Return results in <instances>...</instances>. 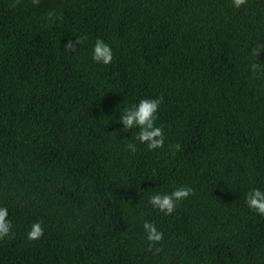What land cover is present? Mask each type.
I'll return each mask as SVG.
<instances>
[{
	"label": "trees",
	"instance_id": "16d2710c",
	"mask_svg": "<svg viewBox=\"0 0 264 264\" xmlns=\"http://www.w3.org/2000/svg\"><path fill=\"white\" fill-rule=\"evenodd\" d=\"M97 39L111 64L93 61ZM259 44L264 0H0V207L15 233L0 264H264V216L246 203L264 190ZM161 95L164 147L149 150L119 118ZM181 186L194 194L172 214L148 203Z\"/></svg>",
	"mask_w": 264,
	"mask_h": 264
},
{
	"label": "clouds",
	"instance_id": "9594fccd",
	"mask_svg": "<svg viewBox=\"0 0 264 264\" xmlns=\"http://www.w3.org/2000/svg\"><path fill=\"white\" fill-rule=\"evenodd\" d=\"M32 3L39 5L40 0H32ZM247 0H233V6L240 8L245 5ZM15 6V4L13 5ZM50 17H54L53 13H49ZM87 39V36H81L75 41L69 40L64 46L66 51H73L76 46ZM264 49V44L256 45L252 48L251 54L257 58L261 50ZM92 59L96 63L104 65L111 64L113 60V52L109 44L105 43L102 39H97L93 48ZM251 69L255 74L258 69L264 72L259 63L251 64ZM163 103V95L157 98H144L138 104L131 105L124 109L120 115V122L123 124V130L128 131L133 128H139L136 139L146 144L149 150H155L164 147L165 135L162 127L156 126L157 114L160 111V105ZM127 148L132 153L137 151L136 145L129 143ZM174 150L180 149V144L172 146ZM175 155V151L172 153ZM194 191L191 187L181 186L169 193H156L149 197L148 203L163 212L165 215L172 214L178 203L193 195ZM246 203L248 207L264 216V190L255 188L246 194ZM8 210L6 207H0V240L14 238L15 233L12 231V224L7 219ZM143 229L147 234V240L150 242L149 251L158 245L163 240V233L158 231L154 223L145 221ZM44 234V228L41 222H35L31 225L30 231L27 233V239L30 241L39 240ZM155 251L159 252L160 248L155 247Z\"/></svg>",
	"mask_w": 264,
	"mask_h": 264
}]
</instances>
